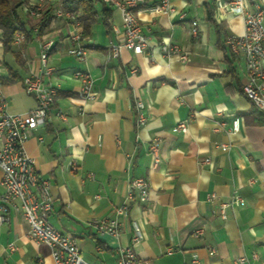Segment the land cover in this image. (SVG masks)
<instances>
[{"label":"crops","instance_id":"crops-1","mask_svg":"<svg viewBox=\"0 0 264 264\" xmlns=\"http://www.w3.org/2000/svg\"><path fill=\"white\" fill-rule=\"evenodd\" d=\"M231 1L173 0V13L149 1L137 11L148 49L140 55L124 50L118 57L111 52L124 41L122 15L109 7L106 18L97 2L96 21L81 20L86 65L68 54L70 26L54 11L39 35V20L23 10L25 38L14 45L15 54L4 50L0 30V80L15 115L27 116L36 107L24 81L41 74V46L54 42L48 60L53 73L43 81L58 96L46 125L28 131L25 147L51 184L50 222L77 240L85 262L117 264L137 223L144 234L135 248L142 264H187L194 256L198 264H235L242 257L264 264V112L243 92L244 55L227 44L245 33L244 15L229 10ZM257 5L264 8V0H249L246 11ZM162 44L179 52H165ZM86 69L94 79L91 102L80 98L82 83L75 77ZM135 98L144 104L141 127ZM236 119L240 130L233 133ZM181 122L186 132L177 130ZM154 140L157 163L150 153ZM134 178L148 182L150 200L130 203L129 213L117 218ZM1 180L0 171V193ZM233 196L245 205L228 208L223 219L219 205ZM114 218L121 224L119 237L92 225ZM28 233L21 215L12 213L0 224V264H55L51 249Z\"/></svg>","mask_w":264,"mask_h":264},{"label":"built area","instance_id":"built-area-1","mask_svg":"<svg viewBox=\"0 0 264 264\" xmlns=\"http://www.w3.org/2000/svg\"><path fill=\"white\" fill-rule=\"evenodd\" d=\"M57 0H31L26 6V12L31 19L40 20L49 6ZM112 9L120 11L124 27V41L121 45L113 46L111 56L118 57L124 50L135 55L142 54L149 47L148 38L143 33L142 26L137 17V11L153 0H102ZM159 3L160 9L165 13H173V0H154ZM249 0H232L229 10L237 15H244L245 33L239 37H231L227 44L234 54H243L246 61L248 81L243 87L245 96L253 103L254 107L264 112V8L257 5L255 11L248 12ZM54 15L63 18L70 26L68 40L70 48L68 54L78 62L87 64L88 50L83 42V24L78 15L65 10L61 5H56ZM24 35L18 32L15 36V44L20 45L24 41ZM54 46L53 41H45L41 46L40 60L42 64L41 74L31 75L24 81L25 91L36 101V107L27 115L11 114L8 103L3 94L0 80V171L2 172L0 193V224L8 223L11 214L21 215L29 225L28 236L38 245H45L52 251L55 264H89L81 257L78 242L72 236L58 231L50 222V213L53 210V197L51 184L38 173L34 160L26 150L28 131L44 127L48 121V114L58 96V89L44 83L43 77H50L53 69L48 66L49 53ZM162 49L168 53H178L177 47L162 44ZM185 59V58H184ZM137 73V70H133ZM82 87L79 96L84 101H94V79L90 72L78 70L75 72ZM134 107L137 112V126L146 123L143 113V102L135 98ZM60 117L65 118L64 115ZM177 130L186 132L187 125L179 123ZM240 130V120H234L231 131L237 133ZM150 153L155 162H159V140H154ZM74 169L76 164L72 163ZM215 196H211L213 199ZM147 203L150 200V187L143 178L131 179L128 186L127 203L117 210V218L126 216L130 210V203L134 201ZM245 201L238 196H233L227 202L219 205V213L226 218V210L237 206H244ZM117 218L105 221H94L93 227L101 234L119 237L122 228ZM201 234L202 231H197ZM144 239L141 227L135 223L131 245L119 249L117 264H142L135 251ZM13 248V245L10 246ZM171 253V251H169ZM257 259V255L253 256ZM245 257L236 260L235 264H247ZM187 264H198L197 256Z\"/></svg>","mask_w":264,"mask_h":264},{"label":"trees","instance_id":"trees-1","mask_svg":"<svg viewBox=\"0 0 264 264\" xmlns=\"http://www.w3.org/2000/svg\"><path fill=\"white\" fill-rule=\"evenodd\" d=\"M31 0H0V30L2 31V44L6 52L16 53L14 51L15 36L18 32L25 33V22L20 11L26 9ZM103 5V14L106 18L110 17L111 9L103 3L102 0H57L49 6L44 15L39 20V35L47 29L54 16L52 12L56 5H61L65 10L72 13L81 12L80 19L84 25L96 21L97 10L96 3ZM27 16H29L27 14ZM211 17V14H210ZM84 38V34H83Z\"/></svg>","mask_w":264,"mask_h":264},{"label":"rangeland","instance_id":"rangeland-1","mask_svg":"<svg viewBox=\"0 0 264 264\" xmlns=\"http://www.w3.org/2000/svg\"><path fill=\"white\" fill-rule=\"evenodd\" d=\"M23 11H20V14H21V17H23V13H22ZM25 16V15H24Z\"/></svg>","mask_w":264,"mask_h":264}]
</instances>
